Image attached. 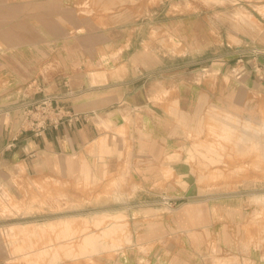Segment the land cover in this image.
I'll return each mask as SVG.
<instances>
[{
	"label": "crops",
	"instance_id": "crops-1",
	"mask_svg": "<svg viewBox=\"0 0 264 264\" xmlns=\"http://www.w3.org/2000/svg\"><path fill=\"white\" fill-rule=\"evenodd\" d=\"M159 5L162 20L147 13ZM173 7L0 0V184L17 169L28 188L82 170L121 181L131 241L115 254L120 264H213L214 246L242 263L236 237L245 205L201 183L188 150L203 112L246 111L264 98V51L231 46L229 37L249 35L224 27L221 11L175 16ZM202 59L206 66H194ZM46 96L78 118L41 135L19 132L20 105Z\"/></svg>",
	"mask_w": 264,
	"mask_h": 264
},
{
	"label": "rangeland",
	"instance_id": "rangeland-1",
	"mask_svg": "<svg viewBox=\"0 0 264 264\" xmlns=\"http://www.w3.org/2000/svg\"><path fill=\"white\" fill-rule=\"evenodd\" d=\"M173 2L175 16L193 11L219 17L221 11L224 27L230 24L239 34L249 35L229 37L231 46L246 44L264 51V0ZM149 10L158 20L167 11L161 5ZM231 46L223 57L232 53ZM208 62L202 59L194 66ZM188 152L201 183L237 194L238 204L245 205L236 238L246 260L240 263L231 251L217 254L214 246L207 251L213 264L227 259L233 264H264V98L246 111L211 107L203 112L191 132ZM64 173L69 174L68 166ZM79 173L72 181H33L28 188L17 169L9 183L0 184V264H120L115 254L131 241L128 214L121 211L130 199L117 196L123 182L91 180L84 170Z\"/></svg>",
	"mask_w": 264,
	"mask_h": 264
},
{
	"label": "built area",
	"instance_id": "built-area-1",
	"mask_svg": "<svg viewBox=\"0 0 264 264\" xmlns=\"http://www.w3.org/2000/svg\"><path fill=\"white\" fill-rule=\"evenodd\" d=\"M19 132L41 135L47 128L58 127L65 120L72 121L78 114L64 110L53 102L51 97H40L23 102L20 107Z\"/></svg>",
	"mask_w": 264,
	"mask_h": 264
},
{
	"label": "bare ground",
	"instance_id": "bare-ground-1",
	"mask_svg": "<svg viewBox=\"0 0 264 264\" xmlns=\"http://www.w3.org/2000/svg\"><path fill=\"white\" fill-rule=\"evenodd\" d=\"M89 241H90L89 238L85 239V243H89Z\"/></svg>",
	"mask_w": 264,
	"mask_h": 264
}]
</instances>
